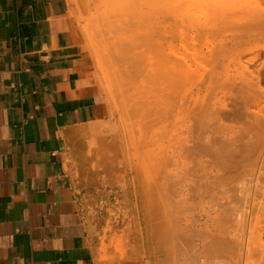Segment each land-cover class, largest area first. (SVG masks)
<instances>
[{
	"label": "rangeland",
	"instance_id": "1",
	"mask_svg": "<svg viewBox=\"0 0 264 264\" xmlns=\"http://www.w3.org/2000/svg\"><path fill=\"white\" fill-rule=\"evenodd\" d=\"M69 1L83 50L91 62V78L108 109L107 118L93 127L90 136L82 141L76 154V165H73L76 183L82 191L84 206L90 213L97 234L100 264H264V29L256 23L259 17L252 13L245 16L251 26L246 34L243 33L244 36L239 30L220 28L216 22L214 0H140V5L145 3L143 6H150L151 41L157 42L159 51L165 49L169 54L163 51L164 57L159 54L164 61L169 59L166 61L169 66L164 62L166 69L174 62V66L170 67L172 70L169 69L173 77L168 70V78H165L167 86L163 85L160 92L164 102L160 100L164 104L154 105L153 95V101L150 97L145 99L147 95L133 84L136 92L130 84L125 85L128 89L124 91L125 86L117 81L118 73L111 71V67L122 66L113 61L118 57L113 59L117 39H113L111 34V37L107 36L106 30L101 31L106 32L102 39L101 32L93 28L96 23L92 27V20L91 23L88 20L90 11L87 1ZM246 1L264 11V0ZM248 37H252L250 41ZM107 46L113 51H106ZM172 51L180 53L179 56ZM180 56L187 59L191 66ZM118 58L115 61L122 62ZM193 59H196L195 62ZM178 72L182 76L189 74L185 75L188 80L185 76L184 79L180 76V79ZM169 83L180 86L177 89L180 90L177 91L173 84L168 86ZM166 88L175 90L171 91L172 96ZM165 100H170L172 104ZM179 101L181 104L177 103ZM162 105L167 114L181 109L180 113L177 111L174 114V119L177 113L183 118V111L184 115L187 111L186 116L183 121L177 118L179 122L173 119L164 122L160 115L165 112ZM172 115H167V118H173ZM195 122L201 128L198 129ZM177 125L181 126L177 129ZM193 128L197 135H194ZM179 130L182 136L187 135L179 136ZM188 133H193V138ZM209 134L213 137L210 138ZM198 135L200 141L195 138ZM214 138L221 140L215 143ZM214 147L220 151L213 152ZM207 148L214 150L210 153ZM138 160L140 165L136 162ZM120 164H135L139 179L137 185H149V192L154 197L151 195L152 213L149 210L146 219L140 217L135 200H131V196L128 200L119 192L118 186L122 187L123 183L121 171L115 165ZM127 192L133 193L132 189H127ZM153 212L159 218L156 215L153 220ZM157 226L160 231H156ZM177 235L181 238L178 239ZM175 238L179 241L186 238L183 241L186 244L182 245L178 240L177 244ZM189 245L199 248V251ZM153 251L160 253L155 263L151 259Z\"/></svg>",
	"mask_w": 264,
	"mask_h": 264
},
{
	"label": "crops",
	"instance_id": "2",
	"mask_svg": "<svg viewBox=\"0 0 264 264\" xmlns=\"http://www.w3.org/2000/svg\"><path fill=\"white\" fill-rule=\"evenodd\" d=\"M69 0H0V264H100L73 172L107 118Z\"/></svg>",
	"mask_w": 264,
	"mask_h": 264
},
{
	"label": "bare ground",
	"instance_id": "3",
	"mask_svg": "<svg viewBox=\"0 0 264 264\" xmlns=\"http://www.w3.org/2000/svg\"><path fill=\"white\" fill-rule=\"evenodd\" d=\"M84 1H87L88 3V7H89V11H90V14L88 13V15H90V18H88V20H89V22L92 20V23H91V25L93 24V25H95V23H96V25L98 24V26L100 27H98V26H94L93 27V25H92V27L93 28H96V29H98V30H96V31H105L106 30V32L108 31L109 32V34H108V32H107V36H110V34L112 35V37H113V39L115 38V40L117 39V46H116V50H118V51H113V49H109L108 48V46L106 47V51H109V50H112L113 51V55L115 54L114 52H116V54H115V56L113 57V59L114 58H116L117 57V55H118V57H120L121 59L120 60H122V62H117V61H115V60H119V58L117 57L116 59H114L113 61L117 64L118 63V65L117 66H121L120 68H118V67H116L115 68V66L114 65H111V64H109V65H111V66H114V69L111 67V71H115V72H117L118 73V75H117V73H116V75L118 76V82L124 87L125 85H127L128 86V84H133V85H135V86H137V88H140V90L143 92V93H145L146 95H147V97H145V99H147L148 100V97H150L149 99L151 100V101H153L154 100V98H155V100L152 102V103H154V105H157V104H159L160 102H162L160 99H162V98H160L161 97V95H160V92L162 91V87H163V85L164 86H167V84H165V83H168V82H166V80H165V78H168V75H167V72H168V70L170 69V67L171 66H174L173 65V61H172V64H171V66L168 68V70L166 69V64H164V62L165 63H168V62H166L167 61V59H166V61H164V59H163V57L165 56V54L167 53V50H166V52L164 51V50H162L163 52H165V54H164V56L162 55V51L160 50L159 51V49L160 48H158V44H157V42H154V40L153 41H151V30H150V20L152 19H150V6L149 5H145V6H143L145 3H143V4H141L140 5V0H84ZM215 1V4H214V6H215V13H216V16H217V21L216 22H218L219 24H220V28H222V29H227V30H229L230 29V31H232L231 29H234V31L235 30H239L242 34L243 33H245L249 28H250V22L247 20V19H244L245 18V16H247V15H249V14H254L255 16H258L259 18L256 20V23L258 24V26H259V28H261L262 29V27H263V29H264V11H262L260 8H258L257 6H251V4L249 3V2H247L246 0H214ZM86 3V2H85ZM87 4H84V5H87ZM210 8V12H212V14H214V12L213 11H211V8L212 7H209ZM214 8V7H213ZM87 9V8H86ZM85 9V10H86ZM142 9H144V10H142ZM146 10V12L144 13V11ZM88 11V10H87ZM209 12V11H208ZM144 13V14H143ZM135 14H136V17H135ZM137 15H138V18H137ZM209 15H211V14H209ZM208 16V15H207ZM261 16H263V17H261ZM89 17V16H88ZM240 17L242 18V19H240ZM91 19V20H90ZM137 19H138V21H137ZM254 19V18H253ZM98 27V28H97ZM106 32H104L105 34H106ZM104 33H102L101 32V34H102V39H103V37H104ZM97 34H98V32H97ZM246 34V33H245ZM99 35H100V33H99ZM98 35V36H99ZM244 35V34H243ZM252 35V34H251ZM250 35V36H251ZM256 35V34H255ZM255 35H253V36H255ZM259 35V34H258ZM106 36V35H105ZM245 36V35H244ZM101 37V36H100ZM111 37V36H110ZM110 37H106V39L107 38H109L108 40H111L112 38H110ZM105 38V37H104ZM244 38V37H243ZM249 38V37H248ZM250 38H252V37H250ZM250 38H249V41H250ZM256 38H258V37H256ZM105 40V39H104ZM102 41V40H101ZM106 41V40H105ZM113 40H111L110 42H112ZM243 41V40H242ZM245 41V40H244ZM247 42H248V40H246ZM102 42H104V41H102ZM109 42V43H110ZM155 43V44H152V43ZM240 42V41H239ZM104 43H106V42H104ZM103 43V45H106V44H104ZM114 43V42H113ZM159 43V42H158ZM243 44H244V42H242ZM241 43V44H242ZM250 43V42H249ZM111 44V43H110ZM246 44H248V43H246ZM246 44H244V45H246ZM101 45V44H100ZM107 45H109V44H107ZM113 45V44H112ZM110 46V45H109ZM112 48H113V46H111ZM110 47V48H111ZM114 47H115V45H114ZM160 47H161V45H160ZM238 47V46H237ZM236 47V48H237ZM243 47V46H242ZM101 48V47H100ZM107 49H109V50H107ZM162 49V48H161ZM102 51H104V49H102ZM172 52H174V51H172ZM171 52V53H172ZM107 53V52H106ZM111 53V52H110ZM118 53V54H117ZM121 53V54H120ZM174 53H177V52H174ZM112 54V53H111ZM153 54H157V56H153ZM159 54H161L163 57H161V55L159 56ZM178 55L177 56H179V54L180 53H177ZM106 55H108V54H106ZM112 55V56H113ZM166 55H169L168 53L166 54ZM176 55V54H175ZM184 56V55H183ZM183 56H180V57H183ZM169 57V56H168ZM179 57V58H180ZM173 58V57H172ZM183 59H184V57H183ZM111 60V59H110ZM109 60V61H110ZM169 60V59H168ZM170 60H172L171 58H170ZM173 60H175V59H173ZM179 59H177V61H178ZM185 60V59H184ZM184 60H182L183 62H184ZM187 60V59H186ZM186 60H185V62H186ZM194 60V59H193ZM196 60V59H195ZM195 60H194V62H195ZM108 61V62H109ZM176 61V60H175ZM180 61V60H179ZM178 61V62H179ZM111 62H112V60H111ZM181 62V61H180ZM119 63H120V65H119ZM176 63V62H175ZM182 63V62H181ZM187 63V62H186ZM112 64H114V63H112ZM188 64V63H187ZM187 64H186V67H187ZM185 65V64H184ZM191 66V64H188V66ZM168 66H169V63H168ZM167 66V67H168ZM189 66V67H190ZM185 67V66H184ZM183 67V68H184ZM174 68H176V67H174ZM173 68V69H174ZM188 68V67H187ZM186 68V69H187ZM117 69V70H116ZM118 69H120V71L118 70ZM178 69H180V66H179V68H177V70ZM185 69V70H186ZM170 70H172V69H170ZM170 70H169V72H170ZM176 70V71H177ZM183 70V69H182ZM188 71V70H187ZM190 71V70H189ZM115 72H113V73H115ZM179 72L181 73V71L179 70ZM178 72V77H180V76H182V75H180V73ZM182 72H184V70L182 71ZM192 72V71H191ZM121 73V74H120ZM187 73V72H186ZM181 74H184V73H181ZM191 74V73H190ZM114 75V74H113ZM170 75L172 76V73L170 72ZM185 75H187V74H185ZM184 75V76H185ZM189 75V74H188ZM187 75V76H188ZM116 76V77H117ZM184 76H182V78L184 77ZM187 76H185V80L187 79L188 80V78H187ZM193 76V75H192ZM173 77V76H172ZM174 77H176L175 76V74H174ZM177 77V78H178ZM190 77V76H189ZM177 78H175V79H177ZM181 77H180V79H182ZM184 79V78H183ZM169 80H170V78H169ZM186 80V81H187ZM174 80H171V82H173ZM179 81V79L177 80V82ZM182 81V80H181ZM117 82V83H118ZM184 80H183V83L182 84H184ZM116 83V82H115ZM118 83V84H119ZM119 84V85H120ZM171 84H173V83H169V85L168 86H171ZM175 84H176V81H175ZM129 85V86H130ZM174 85V84H173ZM180 85V84H179ZM174 86H176V85H174ZM120 87V86H119ZM122 87V88H123ZM131 87L133 88V90H134V87L131 85ZM131 87H129L130 89H132ZM177 87V86H176ZM175 87V88H176ZM178 87H180V86H178ZM178 87L176 88V90L178 89ZM126 88V86L123 88V89H125ZM136 87H135V89H137ZM170 88V87H169ZM169 88H166L167 90L169 89ZM120 89H121V87H120ZM128 89V88H127ZM127 89H125L124 91L126 92V90ZM129 89V90H130ZM164 89V88H163ZM132 90V91H133ZM140 90L138 89V91L140 92ZM166 90V91H167ZM179 90H180V88H179ZM179 90H177V91H179ZM131 91V92H132ZM171 91H175V90H168V92H170L169 94H171ZM122 92V91H121ZM124 92V93H125ZM133 92H136L135 90L133 91ZM132 92V93H133ZM129 94H131L130 92H128ZM167 93V92H166ZM176 93V92H175ZM180 93V92H179ZM135 94V93H134ZM139 93H137V95H138ZM177 94V93H176ZM126 95V94H125ZM128 95V94H127ZM136 95V94H135ZM151 95H153V97L151 96ZM131 96H134V95H131ZM141 96H142V94H141ZM145 96V95H144ZM143 96V97H144ZM163 96V95H162ZM166 96V95H165ZM171 96H172V94H171ZM180 96V95H179ZM128 97V96H127ZM137 97V99H139L138 97H139V95L138 96H136ZM136 97H135V99H136ZM142 97V100H145L144 98ZM164 97V96H163ZM176 97V96H175ZM174 97V98H175ZM181 97H182V94H181ZM181 97H178V98H181ZM129 98V97H128ZM133 98V97H132ZM152 98V99H151ZM168 98H171V97H168ZM167 98V99H168ZM177 98V97H176ZM130 99V98H129ZM134 99V98H133ZM132 99V100H133ZM134 99V100H135ZM131 100V99H130ZM141 100V101H142ZM163 100V102H164V99H162ZM178 100V99H177ZM165 101H168V100H165ZM173 101H175V103H176V100H174L173 99ZM180 101H182V98H181V100ZM177 102V103H180L181 104V102ZM161 103V104H164V103ZM147 103H149L148 101H147ZM152 103H151V105H152ZM174 103V104H175ZM150 104V103H149ZM168 104L170 105V104H172L171 103V101L169 100L168 101ZM180 104H178L179 106H180ZM160 105V104H159ZM153 106V105H152ZM175 106V105H174ZM158 107H160V106H158ZM158 107H155V109L157 108L158 109ZM162 107L164 108V106L162 105ZM170 106H168L167 108H169ZM173 107V106H172ZM171 107V108H172ZM139 108V107H138ZM161 108V107H160ZM159 108V109H160ZM163 108H161V109H163ZM175 108H177V105H176V107ZM174 108V109H175ZM156 109V110H157ZM180 109V108H179ZM179 109H175V111L177 112V111H179ZM140 110H141V108H140ZM163 110H165V112L164 113H162V114H160L161 115V118H164V119H162V121H167L168 119H173V121H175V122H179V120H177L176 121V119L177 118H179L180 120H182L183 121V119H184V117L186 116V113H187V111H186V113H185V115H184V112L185 111H183V113H181V114H183V118H181L180 116L178 117V115H180V114H178L177 113V118H176V116H175V118L176 119H174V114H176V112L173 114V110H172V114L171 113H169V114H167V112L168 111H166V109L164 108ZM167 110H169V112H170V109H167ZM181 110V109H180ZM151 111V110H150ZM153 111V110H152ZM154 112H155V110H154ZM165 113L168 115V116H173V118L171 117V118H167L168 116L166 115V116H164L165 115ZM179 113H180V111H179ZM195 113V112H194ZM153 114V113H152ZM157 114H159V110L157 111ZM171 114V115H170ZM196 114V113H195ZM155 115V114H154ZM190 115V114H189ZM158 117H159V115H157ZM192 116H193V114H192ZM195 116V115H194ZM193 116V117H194ZM190 118H191V116H189ZM161 118L159 117V120H161ZM197 117L195 116V119H196ZM167 119V120H166ZM185 120H186V118H185ZM164 121V122H165ZM195 121V120H194ZM185 122V121H184ZM198 123H199V121H197ZM181 123V122H180ZM183 123V122H182ZM196 123V122H195ZM177 124H179V123H177ZM200 124V126H201V122L199 123ZM182 125V124H181ZM181 125H177V129H178V126H181ZM184 125V124H183ZM196 125H197V127H198V124L196 123ZM184 127L186 128L187 126H185L184 125ZM193 127H195V125L193 126ZM196 127V128H197ZM202 127V126H201ZM201 127H198V129L199 128H201ZM182 128V127H181ZM204 128V127H203ZM188 129V128H187ZM186 129V133H187V130ZM184 130V129H183ZM183 130H181V131H183ZM192 130V128H190V133L192 132L191 131ZM193 130H194V128H193ZM176 131V130H175ZM195 131V130H194ZM193 131V132H194ZM196 132V131H195ZM172 133V132H171ZM179 136H181V137H183V136H186L187 134H185V135H183L182 136V134L183 133H181L180 134V130H179ZM189 134V133H188ZM193 134V133H192ZM191 134V135H192ZM197 135V132L196 133H194V135ZM211 135L213 134V132L212 133H210ZM210 134H209V137H210ZM190 134H189V136L190 137H192ZM193 135V136H194ZM203 135V134H202ZM214 136H215V133H214ZM181 137H179V139L181 138ZM211 137H213V136H211ZM210 137V138H211ZM216 137V136H215ZM193 138V137H192ZM196 139H200V137H199V135H198V138L197 137H195ZM182 139H185V137L184 138H182ZM181 139V140H182ZM195 139V140H196ZM244 138H242L241 140H243ZM195 140H193V141H195ZM198 140H196V141H198ZM202 140V139H201ZM213 140V139H212ZM217 140V138L215 139L214 138V142ZM218 140H221V139H218ZM217 140V141H218ZM200 141V140H199ZM199 141H198V143H199ZM203 141V140H202ZM216 141V142H217ZM214 142H212L211 144H213L214 145ZM215 142V143H216ZM196 143V142H195ZM218 143V142H217ZM206 144H208L209 145V143H206ZM198 145V144H197ZM200 145H202L201 144V142H200ZM208 145H206V146H208ZM217 145V144H216ZM199 146V145H198ZM198 146H196L195 148H198ZM212 145H210V149L212 148L211 147ZM230 146V145H229ZM245 146V145H244ZM200 147V146H199ZM209 148V147H208ZM207 148V151L208 150H210V149H208ZM217 148V147H216ZM215 147H214V151L213 150H210V153L213 151V152H215L217 149H216ZM203 149V148H202ZM205 149V148H204ZM196 151V153H197V151H198V153H199V150H195ZM201 151V150H200ZM218 151H220V150H217V152ZM121 152V151H120ZM138 153V152H137ZM209 153V152H208ZM139 154V153H138ZM213 154H215V153H213ZM120 155V154H119ZM121 155H123V154H121ZM120 155V156H121ZM123 157H120V159H122ZM137 159H140V157H138L137 156ZM122 161H124V159H122ZM125 161H127V160H125ZM142 161V160H141ZM223 161V160H222ZM136 162H139V164L138 165H140L141 164V162L138 160V161H136ZM220 162H221V160H220ZM127 163V162H126ZM122 164V163H121ZM115 165V167L118 169V170H120L121 171V176H120V178H122V183H123V185H122V187H121V185L120 186H118V188H119V192H121L122 194H123V196L124 197H126V198H128V200H129V198H130V196H131V200H135V203H136V206H137V208H138V210H139V215H140V217L142 218V217H144L145 219H146V214L149 212V210L151 211V209H152V201H153V195L149 192V188H148V184L146 183H144V185H145V187L147 186V188H145L144 187V185H143V187H140L139 185H137V181L139 180H137V175H136V166H135V164H133V165ZM124 164H125V162H124ZM137 164V163H136ZM179 166V165H178ZM138 167V166H137ZM141 167V166H140ZM140 168H138L137 169V171H139L140 172V170H139ZM181 169V168H180ZM183 169V168H182ZM185 170V169H184ZM183 171V170H182ZM180 172H181V170H180ZM182 173H184V171L182 172ZM122 174H124L123 176H122ZM140 174V173H139ZM180 174V173H179ZM178 174V175H179ZM113 175V174H112ZM181 175V174H180ZM183 176H184V174H182ZM113 177V176H112ZM198 178V177H197ZM198 180H200V179H198ZM211 180H213L212 178H211ZM210 182V181H209ZM208 182V183H209ZM215 182V181H214ZM213 182V183H214ZM121 183V184H122ZM198 183V182H197ZM134 184V185H133ZM199 184V183H198ZM125 185V186H124ZM207 185V184H206ZM210 185H211V183H210ZM213 185V184H212ZM132 186H134V189L132 188ZM200 187V186H199ZM198 186H197V188H199ZM207 187H209L208 185H207ZM143 188H145L146 190H144ZM196 188V187H195ZM127 189L128 190H131L132 189V191H133V193H131L130 192V194H128V192H127ZM147 189H148V192L149 193H147ZM207 190V189H206ZM196 192H199L198 190L196 191ZM153 197H152V196ZM151 199H152V201H151ZM155 201V200H154ZM157 201V200H156ZM158 204V203H157ZM156 204V206H158V208L160 207V204H158L157 205ZM154 207H155V205H154ZM154 207H153V210H154ZM162 208V207H161ZM160 208V209H161ZM155 211V210H154ZM158 211H161V210H158ZM158 211H156L157 212V214H158ZM143 212V213H142ZM152 213V211L150 212V214ZM155 212H153V214H154ZM159 213H161V212H159ZM156 213H155V215H154V218L152 217V219L154 220L155 219V217H156V215H157ZM158 216V218H159V215H157ZM160 216H161V214H160ZM151 217H150V219H151ZM154 222V221H153ZM159 222V221H158ZM154 224V223H153ZM152 224V225H153ZM156 224H157V222H156ZM155 224V225H156ZM154 225V226H155ZM153 226V227H154ZM163 229L165 228V227H162ZM157 229V230H156ZM155 230L156 231H160V228L157 226V228H156ZM154 230V232H156ZM164 231V230H163ZM157 233V232H156ZM154 234V233H153ZM193 235H195V234H193ZM192 235V236H193ZM178 236V239L179 238H181L180 236L181 235H177ZM177 236H176V238H177ZM195 236H201V235H195ZM206 236V235H205ZM182 237L184 238V236H183V234H182ZM203 237H204V235H203ZM202 237V238H203ZM176 238H175V240H176ZM189 238V237H188ZM201 238V239H202ZM206 238V237H205ZM177 239V240H178ZM192 239V238H191ZM215 239V238H214ZM165 240V239H164ZM177 240L176 241H174V242H176L177 243ZM187 239L185 238V240L183 239V241H186ZM194 240V239H193ZM192 240V241H193ZM203 240V239H202ZM201 240V241H202ZM179 241V240H178ZM180 241L182 242V245H185L186 243L184 242L183 243V241H182V239H180ZM179 241V242H180ZM191 241V240H190ZM207 241V240H206ZM218 241V240H217ZM216 242V241H215ZM194 243V242H193ZM202 243H204L203 241H202ZM208 243H210V242H208ZM158 244L159 243H157V247H158ZM178 244V243H177ZM181 244V243H180ZM192 244V243H191ZM214 244L215 243H213V245L212 246H214ZM161 245V244H160ZM193 245V244H192ZM194 245H195V243H194ZM198 245V244H197ZM209 245V244H208ZM189 246H191V245H189ZM196 246V245H195ZM199 246V245H198ZM203 245H201V247H202ZM221 246V245H220ZM223 246V245H222ZM156 247V246H155ZM170 247V246H169ZM186 247V246H185ZM192 247V246H191ZM197 247V246H196ZM189 248V247H188ZM192 248H194V247H192ZM191 248V249H192ZM203 248V247H202ZM202 248H201V250L200 251H202ZM185 249V248H184ZM186 249H187V247H186ZM190 249V250H191ZM199 249V248H198ZM198 249H195L194 248V250H198ZM205 249V248H204ZM206 249H208V248H206ZM214 250H215V247L213 248ZM155 250V252H156V249H154ZM189 250V251H190ZM193 249H192V251H191V254H193V251H194ZM209 250H211V247H210V249ZM217 250H218V248H217ZM169 251V250H168ZM199 251V250H198ZM207 251V250H206ZM206 251H204V252H206ZM154 252V251H153ZM153 253L152 254V260H154V263L156 262V259H158V255L160 254L158 251V253L156 254V253ZM165 252V251H164ZM185 252V251H184ZM186 252H187V250H186ZM208 253H209V251H207ZM211 252H212V250H211ZM196 253V252H195ZM213 254V253H212ZM197 255V254H196ZM210 255V254H209ZM215 255H216V251H215ZM160 256V255H159ZM201 256V255H200ZM196 257V256H195ZM211 257V256H210ZM209 257V258H210ZM190 258H192V257H190ZM163 259V258H162ZM193 259V258H192ZM210 259H212V257L210 258ZM162 261V260H161ZM158 262V261H157ZM160 262V261H159ZM164 263V262H163ZM208 263H210V262H208Z\"/></svg>",
	"mask_w": 264,
	"mask_h": 264
}]
</instances>
